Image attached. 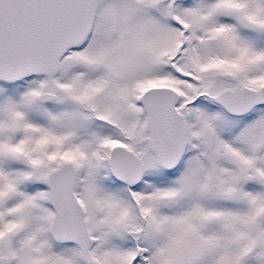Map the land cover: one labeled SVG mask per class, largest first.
<instances>
[{"label":"snow or ice","instance_id":"snow-or-ice-1","mask_svg":"<svg viewBox=\"0 0 264 264\" xmlns=\"http://www.w3.org/2000/svg\"><path fill=\"white\" fill-rule=\"evenodd\" d=\"M0 264H264V0H0Z\"/></svg>","mask_w":264,"mask_h":264}]
</instances>
